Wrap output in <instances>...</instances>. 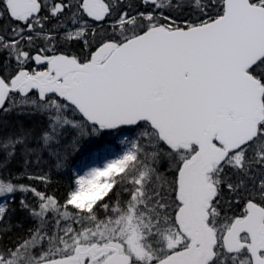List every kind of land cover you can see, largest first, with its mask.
Here are the masks:
<instances>
[{
    "label": "snow or ice",
    "instance_id": "6c2138e0",
    "mask_svg": "<svg viewBox=\"0 0 264 264\" xmlns=\"http://www.w3.org/2000/svg\"><path fill=\"white\" fill-rule=\"evenodd\" d=\"M0 116V264H264V0H0Z\"/></svg>",
    "mask_w": 264,
    "mask_h": 264
},
{
    "label": "trees",
    "instance_id": "16d2710c",
    "mask_svg": "<svg viewBox=\"0 0 264 264\" xmlns=\"http://www.w3.org/2000/svg\"><path fill=\"white\" fill-rule=\"evenodd\" d=\"M0 123H5L7 122L10 126L11 129H3V131H6V132H11L14 130V127L17 123V118L14 117V116H7V117H4V116H0ZM3 121V122H2ZM33 124V126H38L39 125V118H34L33 121L31 122ZM72 164L71 163V160H69V163H68V168L67 170L70 172L71 171V168H72ZM21 166L19 164L17 165H14L13 167V171H16L17 169H20ZM51 165L48 164L47 162H45V164L41 167V168H35V169H29L28 171L29 172H44V171H51ZM20 175H24L23 174V171H19L18 174L16 175V178H18ZM71 175V174H70ZM70 179V176L67 174V176L65 177V179L63 177H61V175H52V184L51 185H40L38 182H37V186L38 187H44L46 188V190H48L49 192L53 193V194H56L58 196H60L61 198L63 197V193L64 191L66 190V187H67V183ZM20 182L22 183H33L32 181H29L27 180L25 177L21 178L20 179ZM10 207H13L15 208L16 205H10ZM12 220L13 222H16V221H21L23 222L26 226H28V222L26 220V218L24 217V214L20 213L19 211H17L13 216H12Z\"/></svg>",
    "mask_w": 264,
    "mask_h": 264
},
{
    "label": "rangeland",
    "instance_id": "374dc122",
    "mask_svg": "<svg viewBox=\"0 0 264 264\" xmlns=\"http://www.w3.org/2000/svg\"><path fill=\"white\" fill-rule=\"evenodd\" d=\"M1 122V121H0ZM3 122V121H2ZM4 125H5V127H4V129H11L10 128V126H8L9 124L7 123V122H5V123H3ZM69 160H71V163H73L75 160H76V157H71ZM71 171H72V168H71ZM71 171L69 172L67 169L64 171V172H62L60 175H61V177H63L64 179H65V177L67 176V174L70 176V174H71ZM32 172V171H31ZM49 172H51V175H55V176H57V175H59V174H57L55 171H49ZM36 174H40L39 172H35ZM24 177V175H20L18 178H16L17 180H19L20 181V179L21 178H23Z\"/></svg>",
    "mask_w": 264,
    "mask_h": 264
}]
</instances>
